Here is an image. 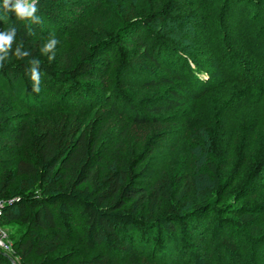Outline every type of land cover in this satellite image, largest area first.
I'll use <instances>...</instances> for the list:
<instances>
[{
	"label": "trees",
	"instance_id": "16d2710c",
	"mask_svg": "<svg viewBox=\"0 0 264 264\" xmlns=\"http://www.w3.org/2000/svg\"><path fill=\"white\" fill-rule=\"evenodd\" d=\"M35 3L39 23L20 21L0 0V32L16 30L0 52V198L12 199L2 222L28 227L26 239L10 234L20 262L68 264L69 255H52L76 213L85 218V248L98 251L79 264H264V0ZM60 6L80 28H66ZM51 38L58 43L50 55L41 49ZM227 84L236 86L231 95ZM200 101L211 110L194 127ZM167 120L183 126L176 144L191 151L194 189L150 167L152 152L178 136L163 127ZM107 122L121 135L151 126L163 141L101 174ZM208 139L238 155L254 151L247 169L236 170L241 177L224 178L221 148L203 145ZM141 175L154 183L143 185Z\"/></svg>",
	"mask_w": 264,
	"mask_h": 264
},
{
	"label": "rangeland",
	"instance_id": "374dc122",
	"mask_svg": "<svg viewBox=\"0 0 264 264\" xmlns=\"http://www.w3.org/2000/svg\"><path fill=\"white\" fill-rule=\"evenodd\" d=\"M97 4H94V6ZM93 6V7H94ZM69 7V6H68ZM61 9V12L63 13V21L65 23L66 28H68L70 31L77 30L80 28V26H77L81 23L82 20H73L74 14L70 13L67 8L64 9L63 6L59 7ZM94 9V8H93ZM93 11V10H92ZM113 30L116 29L115 26H112ZM111 33V32H110ZM120 48V45H119ZM127 50L131 49V44H126ZM50 50V55H51ZM48 53V52H47ZM108 57V55H105ZM109 58V57H108ZM125 78V74L123 76ZM236 90V86L232 84H227L224 87V91L226 94L231 95ZM211 108L209 107V104L207 101H200L196 103L195 106V112L193 114V126L198 127L200 124H194L198 119L203 118L204 111L210 112ZM107 114V113H103ZM93 115V111L91 113H87L85 119L88 120ZM108 116V115H106ZM109 119V118H108ZM125 124L124 120L119 121L117 124ZM106 124V131L105 133H102V143L101 140L99 142V146L97 148V156L100 158L99 170L100 173L103 174L107 170H109L111 167L116 165L118 160L120 159H140L141 156H145L143 151L145 149H151L154 147L155 142L160 143L163 141V132L159 131V133L152 135L153 128L151 126H134L131 125V127L123 134L120 133V125H114V130L112 128L110 122H107ZM103 124H98L97 128L102 126ZM163 127L167 130H171V134L177 133L178 136H174L170 140V145L166 146L162 151H160V154L156 156V152H152V165L151 168L156 169V172L159 173L162 169H165L167 174L170 175V179L173 182V184L177 185L179 182V185L183 183L186 178L189 179L190 187L194 189V187L197 185V181L193 178L192 174V167H191V151L187 150L184 146L180 148L176 143L178 140H181L180 132L183 129V126L174 122L167 120ZM107 129L109 132H107ZM163 130V129H162ZM204 130V128H200L199 131ZM107 132V133H106ZM179 133V134H178ZM195 134L198 136V130L195 128ZM152 135V136H151ZM165 138V135H164ZM179 143V142H178ZM217 142H213L210 139H208L206 142L203 143L206 147H214L215 149L220 147L219 151L217 150V156L218 159H220L222 164L224 165V178L230 179L231 182L234 180L236 176L239 175L241 177L243 171L247 169L246 164L251 163L250 156H254V151L250 149L242 150V155H238L234 150L228 149L226 143H220L216 147ZM1 158H6L3 155H1ZM239 164V165H238ZM238 165V166H237ZM243 168V171H236ZM148 175L147 173H143ZM141 175L138 178V181L142 183L145 186H151L154 183L155 177L153 176H146ZM177 177V182L175 177ZM236 187V184H232L231 187L228 189L222 190L223 191V202L230 199L233 195L234 189ZM166 203L163 202L162 204V210L166 207ZM74 210H77L74 208ZM188 213L184 214L188 216L186 220H190L192 218V215H188ZM65 229H62L60 231V234L62 236L61 246L60 248L52 255L53 257L61 256V255H69V263L68 264H79L81 261L87 260L92 255L97 254V250H90L85 248V241L83 240V226L85 225V218L82 215L73 213L72 217L68 220L64 221ZM3 227L11 234L16 236V238L26 239L27 238V225L14 221V222H8L4 223ZM26 236V237H25ZM189 238V237H188ZM187 235L185 236V239H188ZM190 239V238H189ZM191 244H197L194 243V241H191ZM195 247V246H194ZM196 249V247H195ZM118 257V256H117ZM125 257V256H123ZM31 262H35L39 260L36 258L35 255H31L30 257ZM209 258V257H208ZM208 258H202L203 261L206 262ZM134 261L130 260H124L123 262H120L119 264H135ZM22 264V263H21ZM25 264V263H24ZM60 264H64V261H62Z\"/></svg>",
	"mask_w": 264,
	"mask_h": 264
},
{
	"label": "clouds",
	"instance_id": "9594fccd",
	"mask_svg": "<svg viewBox=\"0 0 264 264\" xmlns=\"http://www.w3.org/2000/svg\"><path fill=\"white\" fill-rule=\"evenodd\" d=\"M3 9L8 12H13L17 19L20 21H31L33 19L36 20L37 23H39V18L36 16L37 7L35 0H3ZM16 36V30L15 28L0 32V52H7V49L12 45L13 41L15 40ZM58 43V41L55 38L49 39L44 47L41 49L43 53H47L50 50H53L55 48V45ZM22 55H27L26 52L21 53L17 51L15 53V56L17 58H20ZM54 56V52H53ZM49 60H52L53 57L49 56ZM39 61H37L38 63ZM33 81H37L39 79V76L35 69L32 70V76ZM33 90L36 92H39V89L33 85Z\"/></svg>",
	"mask_w": 264,
	"mask_h": 264
},
{
	"label": "built area",
	"instance_id": "2783aa9c",
	"mask_svg": "<svg viewBox=\"0 0 264 264\" xmlns=\"http://www.w3.org/2000/svg\"><path fill=\"white\" fill-rule=\"evenodd\" d=\"M12 199L0 198V264H21L20 256L16 251L14 240L10 233L3 227L2 217L4 208Z\"/></svg>",
	"mask_w": 264,
	"mask_h": 264
}]
</instances>
